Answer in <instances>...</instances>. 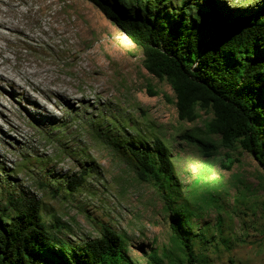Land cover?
I'll use <instances>...</instances> for the list:
<instances>
[{
	"label": "rangeland",
	"instance_id": "374dc122",
	"mask_svg": "<svg viewBox=\"0 0 264 264\" xmlns=\"http://www.w3.org/2000/svg\"><path fill=\"white\" fill-rule=\"evenodd\" d=\"M50 1L42 19L23 34L14 32L9 40L0 35V189L42 203L46 219L59 221L61 237L77 245L100 238L104 227L112 229L124 240L129 264H155L151 256L175 264L169 205L191 206L187 230H207L208 242L215 240L204 250L208 264H264V168L247 152L206 153L193 142L219 145L206 130L212 115L199 111L195 122H181L171 86L147 72L143 51L96 6ZM131 1L109 4L129 17L144 16ZM258 1L215 0L229 12L252 10ZM183 2L188 9L205 4L150 5L154 14L160 7L181 15ZM20 60L33 67L27 73L42 72L41 78L29 84L26 72L15 68ZM42 77L54 79L52 85ZM63 84L66 100L53 98L58 107L50 116L36 87L51 93ZM155 139L170 150L174 165L164 190L141 182L124 157L128 145L153 151ZM83 175L85 184L74 195L56 192L67 179Z\"/></svg>",
	"mask_w": 264,
	"mask_h": 264
},
{
	"label": "trees",
	"instance_id": "16d2710c",
	"mask_svg": "<svg viewBox=\"0 0 264 264\" xmlns=\"http://www.w3.org/2000/svg\"><path fill=\"white\" fill-rule=\"evenodd\" d=\"M87 1L143 51L147 72L171 86L181 122H195L199 111L212 115L206 130L219 138V147L190 138L193 142L206 153L220 148L247 152L264 168V0L252 10L232 12L215 0L189 9L183 2L181 15L160 7L154 14L150 0L146 5L133 0L132 8L144 14L136 18L109 0ZM169 1L156 0L160 5ZM124 157L141 182L167 189L174 165L162 140L155 139L153 151L128 145ZM84 184V175L67 179L56 192L74 195ZM168 208L174 213L170 228L176 257L170 261L208 264L204 250L215 240L208 242L207 230H187L194 209ZM59 226L46 219L36 199L0 189V264H129L124 240L112 229L104 227L100 238L77 245L61 237L65 228ZM150 259L161 263L156 256Z\"/></svg>",
	"mask_w": 264,
	"mask_h": 264
},
{
	"label": "bare ground",
	"instance_id": "6f19581e",
	"mask_svg": "<svg viewBox=\"0 0 264 264\" xmlns=\"http://www.w3.org/2000/svg\"><path fill=\"white\" fill-rule=\"evenodd\" d=\"M51 3H52V1H50V0H0V30L4 29V30L7 31V33L5 35L2 32H0L1 38L9 40L11 34L14 33V32L17 33V35L18 34H20V35L23 34V31L26 30V29H29V26L34 25L35 23H37L39 20L42 19L43 15H45L47 10L54 4V3L53 4H51ZM23 9H26V10L24 11ZM41 31H43V30L41 29ZM42 33H44V31ZM28 38H30V37H28ZM0 54L3 55L4 53L0 51ZM5 63L12 66V61H11L10 58H6ZM37 67H39V65H37ZM15 68L17 70H22V71L26 72L25 78H26V81L29 84H33L32 80H31L32 78H35L37 76L39 78H41V76H42V72H38V71H34L32 73H27L28 70H33V67H31L30 64L26 65L22 60H20L15 65ZM48 78L49 77H45V79H44L42 77V82H44L45 84L47 83L48 85H52L54 79L51 80V79H48ZM8 79L11 80L12 82H14V80H15L13 77H11L9 75H8ZM57 80H58V77H57ZM65 86H66V84H63L62 87H60V88L58 87V88H59V90L60 89L62 90V89H64ZM38 87H36V90L40 91L42 93V95L43 94L45 95V98L47 100L46 105L50 109H47V107L44 106V105H41L42 108L48 113V115H50V116L52 115L53 116L54 109L56 107H58L57 103H55V102L53 103L52 102L53 98H56L59 101L60 100L65 101L66 100L65 95L67 96L68 93L64 92V91L61 92V90L59 91V90H55V89L50 91L51 93H48V92L42 91ZM58 88H56V89H58ZM69 93H70L69 94L70 96H74V93H71V91ZM36 118L38 119L36 121L41 122V118L39 116L36 117Z\"/></svg>",
	"mask_w": 264,
	"mask_h": 264
}]
</instances>
